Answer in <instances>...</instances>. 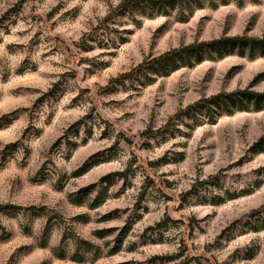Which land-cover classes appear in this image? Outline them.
<instances>
[{
    "label": "rangeland",
    "instance_id": "obj_1",
    "mask_svg": "<svg viewBox=\"0 0 264 264\" xmlns=\"http://www.w3.org/2000/svg\"><path fill=\"white\" fill-rule=\"evenodd\" d=\"M243 90L264 0H0V264H264V102L177 116Z\"/></svg>",
    "mask_w": 264,
    "mask_h": 264
},
{
    "label": "trees",
    "instance_id": "obj_2",
    "mask_svg": "<svg viewBox=\"0 0 264 264\" xmlns=\"http://www.w3.org/2000/svg\"><path fill=\"white\" fill-rule=\"evenodd\" d=\"M246 42L247 41L245 38L225 37L220 40L188 47L187 50L191 51L194 50V48L196 47V56L199 58L200 52L203 51L201 49L203 46L212 49L213 51H216L217 54L221 56L222 54L230 53L235 47L245 45ZM171 56V52H167L160 57L159 61L160 63L164 64L165 68L169 66L167 60L171 58ZM252 98L256 101L262 100V102H264V93H258L249 90L237 91L234 93H219L209 98L198 100L192 105L187 106L185 109L180 110L177 116L182 117L199 115L203 118L206 117L213 120L221 113H231L234 110L245 108V105L243 104L242 100L245 99L246 101H249Z\"/></svg>",
    "mask_w": 264,
    "mask_h": 264
}]
</instances>
